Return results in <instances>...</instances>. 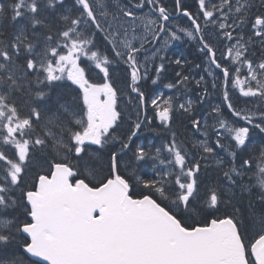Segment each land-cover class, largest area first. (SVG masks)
Masks as SVG:
<instances>
[{
	"label": "snow or ice",
	"instance_id": "obj_1",
	"mask_svg": "<svg viewBox=\"0 0 264 264\" xmlns=\"http://www.w3.org/2000/svg\"><path fill=\"white\" fill-rule=\"evenodd\" d=\"M5 19L19 27L0 29V264H264V11L8 0ZM176 42L195 45L198 78L169 58ZM173 64L178 95L145 90ZM67 82L75 97L54 100ZM157 121L170 136L138 143Z\"/></svg>",
	"mask_w": 264,
	"mask_h": 264
},
{
	"label": "rangeland",
	"instance_id": "obj_2",
	"mask_svg": "<svg viewBox=\"0 0 264 264\" xmlns=\"http://www.w3.org/2000/svg\"><path fill=\"white\" fill-rule=\"evenodd\" d=\"M189 2H191V0H189ZM182 43L183 42H176V43H174L172 45V47L174 48V47H177V46H181L179 44H182ZM185 44H189L190 45L192 43L190 42V43H185ZM259 54H260L259 50H256L255 55H259ZM168 55H169V53H168ZM192 69H193V72L196 73V75L199 74V69H194V68H192ZM119 75H120V73L117 72L116 73V76H119ZM200 75H202V74H200ZM162 77H164L165 81H168V76L167 75L166 76L164 75ZM94 78L97 79V80L99 79V77H96L95 74H94ZM197 78H198V76H197ZM146 83L144 85H146ZM66 85H71V82H67ZM70 87L73 90L70 91L71 93L68 95L67 99H73L75 97V91H74V89L76 88V86L75 85H71ZM159 90H157V91L158 92H164L165 93L164 89L160 88ZM199 91L200 90L197 89L195 87V85L193 84L192 85L191 92L190 93L189 92L186 93V96L189 95V97H191V99L193 100V106H194V108H195V110L197 112H200L203 109H207L208 108V103H205L204 105H200L197 102V94L199 93ZM57 92H59V91L57 90ZM63 92H61V93H63ZM173 94L175 96V95H178L179 93L174 92ZM183 98L184 97L182 96V100H183ZM209 101L211 103H216L215 93H213V92H210L209 93ZM121 107H123V104L121 105ZM158 124H159V122L157 121L156 122V125H154L152 127H145L142 131H146L147 132V134H148L147 137H141V140L140 141H137V142L138 143H140V142L147 143V141H153V142L154 141H157V145H159L160 143H162L164 141V138L170 136L171 133H170V131L165 130L163 127H159ZM186 125H187L186 116L183 115V114H181V112H179V111L176 112L175 115H174V117H173L171 131L177 132L178 138L180 140L185 141L188 144V147L191 148L192 143H194L198 137L194 136L193 133H192V131H191V129L188 128ZM180 126H183L184 130H183V128H180ZM150 132H151V134H150ZM257 138H258V135L255 137V139H257ZM255 141L258 142L257 140H255ZM212 167H215L214 163H212ZM212 176H214V174H210V178ZM24 264H27L26 261L24 262Z\"/></svg>",
	"mask_w": 264,
	"mask_h": 264
},
{
	"label": "trees",
	"instance_id": "obj_3",
	"mask_svg": "<svg viewBox=\"0 0 264 264\" xmlns=\"http://www.w3.org/2000/svg\"><path fill=\"white\" fill-rule=\"evenodd\" d=\"M0 2H4V3H7L8 0H0ZM252 2V12L254 13H258V12H261V11H264V0H251ZM256 2V3H255ZM168 3H169V6H171V0H168ZM263 4V5H262ZM262 8V10H261ZM19 27V24L17 25H13L9 20H3V21H0V29H2L3 31V34H5L7 37H11V35L13 34V32L15 31L16 28ZM175 48H178L179 49V52L177 53H173L172 51L169 52V58L170 59H175L177 56L179 55H182L184 58L187 59L188 61V65L186 66V68L189 69V67L193 64H196V63H199L200 62V58H199V55L196 51V47L195 45L192 43V44H185V45H181V46H177V47H174ZM176 66L173 64V65H170L168 68H167V72L165 74V76L167 75L168 76V81H165L164 77H161V80L158 81L157 85H152L151 84V81H148L146 83V85H144V88L145 90H148V91H151L153 89H155L156 91L159 90L160 88L164 89L165 91V94L166 95H173L174 96V92H176V90H168V89H165L163 87V84L164 83H167V82H170L173 77H174V72H173V69L175 68ZM187 69V70H188ZM94 75V74H93ZM152 85V86H151ZM146 86V87H145ZM192 89V87H191ZM73 90L71 89V87H69L68 85L58 89L59 92H56L53 94V98L55 100V97L57 95H64L66 98L68 97V95L71 93L70 91ZM64 91V92H63ZM160 91V90H159ZM163 91V90H162ZM63 92V93H61ZM73 92V91H72ZM191 92V91H190ZM189 92V93H190ZM56 94V95H55ZM189 97V95H188ZM205 108V107H204ZM180 128H183V126H180ZM184 130V128H183ZM98 155V154H97ZM103 161L101 160V163ZM98 167V166H97ZM87 174V172H85V175ZM11 251H15L16 253H19V249L18 248H14ZM26 261V260H25ZM24 261V262H25ZM27 263V261H26Z\"/></svg>",
	"mask_w": 264,
	"mask_h": 264
},
{
	"label": "flooded vegetation",
	"instance_id": "obj_4",
	"mask_svg": "<svg viewBox=\"0 0 264 264\" xmlns=\"http://www.w3.org/2000/svg\"><path fill=\"white\" fill-rule=\"evenodd\" d=\"M180 45H185V43H182V44H180ZM187 69H188V68H186V73H187ZM189 70H191V72H192L193 75H196V74L193 72V69H192L191 67H189ZM196 76H197V75H196ZM150 134H151V132H150ZM147 135H148V134H147L146 131H142V132L140 133V136H141V137H147ZM147 142H148V141H147ZM258 142H259V141H258ZM258 142H257V143H258ZM154 143L157 144V141H154Z\"/></svg>",
	"mask_w": 264,
	"mask_h": 264
},
{
	"label": "bare ground",
	"instance_id": "obj_5",
	"mask_svg": "<svg viewBox=\"0 0 264 264\" xmlns=\"http://www.w3.org/2000/svg\"><path fill=\"white\" fill-rule=\"evenodd\" d=\"M258 1V0H257ZM252 3V2H251ZM256 3V2H255ZM263 5V4H262ZM262 10V8H261ZM189 70V69H188ZM195 73V72H194ZM196 74V73H195ZM199 74H203L200 70H199ZM198 76V75H197Z\"/></svg>",
	"mask_w": 264,
	"mask_h": 264
}]
</instances>
